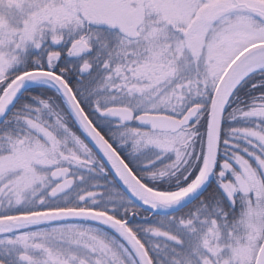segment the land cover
Instances as JSON below:
<instances>
[{"label": "snow or ice", "instance_id": "1", "mask_svg": "<svg viewBox=\"0 0 264 264\" xmlns=\"http://www.w3.org/2000/svg\"><path fill=\"white\" fill-rule=\"evenodd\" d=\"M0 264H264V0H0Z\"/></svg>", "mask_w": 264, "mask_h": 264}]
</instances>
